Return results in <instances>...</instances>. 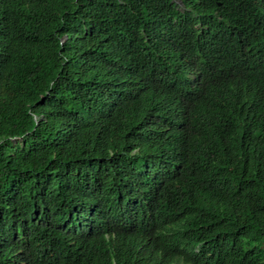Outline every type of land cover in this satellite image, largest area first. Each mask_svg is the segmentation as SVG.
I'll return each instance as SVG.
<instances>
[{
	"label": "trees",
	"instance_id": "trees-1",
	"mask_svg": "<svg viewBox=\"0 0 264 264\" xmlns=\"http://www.w3.org/2000/svg\"><path fill=\"white\" fill-rule=\"evenodd\" d=\"M258 67L264 0H0V264H129L123 217L174 215L264 264Z\"/></svg>",
	"mask_w": 264,
	"mask_h": 264
},
{
	"label": "clouds",
	"instance_id": "clouds-1",
	"mask_svg": "<svg viewBox=\"0 0 264 264\" xmlns=\"http://www.w3.org/2000/svg\"><path fill=\"white\" fill-rule=\"evenodd\" d=\"M243 77L258 82L260 89L251 86L250 91L254 98L259 97L264 91V67L251 69ZM180 217L183 216L151 217L153 226L144 225L148 217H123L122 226L107 238L129 264H231L218 249L207 246L204 237L194 236L191 241L178 237V231L183 226ZM102 218L100 216L95 222L99 223ZM177 238L179 244L176 246ZM50 254L58 256L66 264L59 251L51 250ZM28 258L19 252L10 264H41L44 254L37 261Z\"/></svg>",
	"mask_w": 264,
	"mask_h": 264
},
{
	"label": "bare ground",
	"instance_id": "bare-ground-1",
	"mask_svg": "<svg viewBox=\"0 0 264 264\" xmlns=\"http://www.w3.org/2000/svg\"><path fill=\"white\" fill-rule=\"evenodd\" d=\"M218 7V6H217ZM139 9V8H138ZM145 10V9H144ZM90 12V11H89ZM158 17V16H157ZM99 20V19H98ZM101 27V26H100ZM97 29V28H96ZM74 82V81H73ZM68 87V86H67ZM204 101V100H203ZM195 111V110H194Z\"/></svg>",
	"mask_w": 264,
	"mask_h": 264
},
{
	"label": "rangeland",
	"instance_id": "rangeland-1",
	"mask_svg": "<svg viewBox=\"0 0 264 264\" xmlns=\"http://www.w3.org/2000/svg\"><path fill=\"white\" fill-rule=\"evenodd\" d=\"M15 142H17V140H14Z\"/></svg>",
	"mask_w": 264,
	"mask_h": 264
}]
</instances>
